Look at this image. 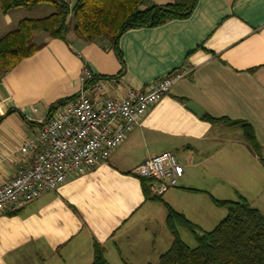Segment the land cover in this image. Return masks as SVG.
I'll list each match as a JSON object with an SVG mask.
<instances>
[{"label":"crops","instance_id":"0c3cea01","mask_svg":"<svg viewBox=\"0 0 264 264\" xmlns=\"http://www.w3.org/2000/svg\"><path fill=\"white\" fill-rule=\"evenodd\" d=\"M42 6L0 10V39L23 19L53 10ZM35 41L46 45L0 79V186L32 163L21 146L55 104L77 94L85 68L102 77V99L146 91L184 65L194 71L148 111L106 162L19 212L0 215V264H92L97 244L109 264H157L173 242L165 204L200 228L213 199H230L225 184L251 180L250 165H263L264 0H199L187 19L126 31L117 49L109 38H76L71 25L68 42L41 33ZM205 115L229 122H210ZM233 122L252 126L261 158ZM166 152L177 158L182 174L161 200L147 199L134 171Z\"/></svg>","mask_w":264,"mask_h":264},{"label":"trees","instance_id":"16d2710c","mask_svg":"<svg viewBox=\"0 0 264 264\" xmlns=\"http://www.w3.org/2000/svg\"><path fill=\"white\" fill-rule=\"evenodd\" d=\"M199 0H175L166 6L150 5V0H0L3 14L19 9L34 8L51 4L54 12L39 19H23L17 28L0 39V79L13 70L24 59L33 56L46 43H36L38 33L50 40L67 41L70 24L76 38L94 42L109 38L115 44L128 30L159 27L171 20L187 19L193 13ZM72 20V22H71ZM121 75V74H119ZM102 80L97 77L93 81ZM75 97V96H74ZM65 99L55 104L50 114L58 107L74 99ZM205 120L229 122L227 119ZM242 127L245 140L251 152L261 158L253 128L246 122H233ZM264 165V160L261 158ZM147 199L161 200L151 195L152 181L140 178ZM216 206L227 210L226 218L212 231H203L189 221L185 215L167 208L166 225L173 237L171 247L163 253L157 264H264V214L253 208L245 198L239 201L216 200ZM192 233L196 246H188L180 237L179 230ZM92 264H109L102 248L95 246Z\"/></svg>","mask_w":264,"mask_h":264},{"label":"built area","instance_id":"2783aa9c","mask_svg":"<svg viewBox=\"0 0 264 264\" xmlns=\"http://www.w3.org/2000/svg\"><path fill=\"white\" fill-rule=\"evenodd\" d=\"M193 71L184 65L154 81L146 91L129 90L122 98L102 99L100 82L93 81L95 75L85 68L74 99L56 108L35 137L21 146L22 153L32 155V163L0 186V215L19 212L70 178L106 162L141 126L148 111ZM182 171L177 158L166 152L146 159L134 174L151 180L152 195L162 196L177 185Z\"/></svg>","mask_w":264,"mask_h":264},{"label":"rangeland","instance_id":"374dc122","mask_svg":"<svg viewBox=\"0 0 264 264\" xmlns=\"http://www.w3.org/2000/svg\"><path fill=\"white\" fill-rule=\"evenodd\" d=\"M42 7H47L45 9H53L50 13L47 12V10L43 11L41 10L39 16L41 17H47L50 14L54 12V7L51 4H42ZM42 9V8H41ZM72 22V20H71ZM71 27L74 26L73 23L70 24ZM262 157L264 158V153H262ZM235 169H238V166H236ZM249 172L251 173L252 177L251 180L245 179L244 181H241L239 179L230 184H225L226 188L223 190V192H227V197L231 201H239L240 198H245L249 204L253 207L261 211V213L264 214V165L261 164H254L250 165V168H248ZM221 181V180H219ZM241 181V182H240ZM223 182H219V187L222 188ZM226 198V197H225ZM204 199V198H203ZM208 201V199H206ZM210 203V202H208ZM208 209H206V217H202L201 219V225L200 229L203 231H212L215 229L221 221H223L227 216V210L225 208L216 207L214 204L210 203L208 204ZM200 224V223H199ZM163 231V230H162ZM169 239L173 240V237L169 230L166 232ZM181 239L190 247L194 248L196 246V241L192 235L191 232L180 229L179 230ZM166 235L163 231L162 234L159 236L162 237ZM167 237V236H166ZM161 239H159V242H161ZM168 250L170 247L164 246ZM163 246L161 248H164ZM168 248V249H167Z\"/></svg>","mask_w":264,"mask_h":264},{"label":"water","instance_id":"95a60500","mask_svg":"<svg viewBox=\"0 0 264 264\" xmlns=\"http://www.w3.org/2000/svg\"><path fill=\"white\" fill-rule=\"evenodd\" d=\"M189 108L194 110L197 114H199L201 112L194 104L190 103Z\"/></svg>","mask_w":264,"mask_h":264}]
</instances>
